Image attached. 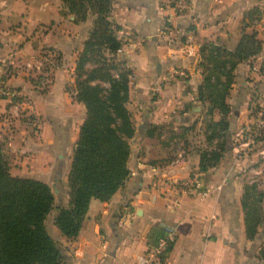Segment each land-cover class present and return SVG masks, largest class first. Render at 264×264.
Instances as JSON below:
<instances>
[{"label": "crops", "instance_id": "crops-1", "mask_svg": "<svg viewBox=\"0 0 264 264\" xmlns=\"http://www.w3.org/2000/svg\"><path fill=\"white\" fill-rule=\"evenodd\" d=\"M256 6L263 9L264 0H188L168 40L160 32L163 0H113L122 41L114 56L133 72L130 173L109 201H90L78 236L70 239L54 218L70 200L68 174L87 113L75 97V70L93 17L74 22L62 0H0V62L49 59L39 71L8 80L32 108H17L0 95V133H10L5 140L0 135V148L13 175L53 188L55 208L46 224L63 264H264L258 256L264 221L249 240L243 207L245 187L255 184L264 208V135L247 146L245 131L253 108L264 103V14L246 27L257 32L263 49L235 69L224 155L206 171L200 170L201 152L222 143L223 138H209V124L221 114L208 113L209 104L197 100L202 45L211 41L235 50L245 14ZM187 177L197 178L210 195L179 198L173 182ZM167 227L175 229L176 239L166 260L148 262L158 231Z\"/></svg>", "mask_w": 264, "mask_h": 264}, {"label": "trees", "instance_id": "trees-1", "mask_svg": "<svg viewBox=\"0 0 264 264\" xmlns=\"http://www.w3.org/2000/svg\"><path fill=\"white\" fill-rule=\"evenodd\" d=\"M65 14L80 24L93 17L76 65L75 97L84 103L86 117L72 155L68 174L70 200L59 209L54 223L63 235L76 238L95 198L109 201L128 176L130 139L135 135L129 109L132 69L114 55L122 49L121 26L112 18L113 0H62ZM264 14L258 6L244 17L242 35L235 50L206 42L198 66L203 75L197 100L208 103V113L221 118L209 124V138H223L216 150L201 152L200 170L215 166L224 155L232 110L228 103L236 67L258 55L262 41L246 27ZM260 105L253 108V114ZM255 184L245 187L246 237L252 240L264 221L263 194ZM55 208L53 188L46 182L13 175L7 153L0 148V264H63L58 242L49 234L47 220ZM161 231H158L157 236ZM169 246L168 252L172 248ZM264 263V242L259 250Z\"/></svg>", "mask_w": 264, "mask_h": 264}, {"label": "built area", "instance_id": "built-area-1", "mask_svg": "<svg viewBox=\"0 0 264 264\" xmlns=\"http://www.w3.org/2000/svg\"><path fill=\"white\" fill-rule=\"evenodd\" d=\"M163 5L166 9L161 25L160 32L168 39L172 40V29L173 22L176 17L184 14L188 9V0H163ZM257 21V19L255 20ZM121 49H119L120 51ZM55 58V56H53ZM45 56H42L40 60L32 63L31 60L25 62L15 63L10 59H3L0 62V95L7 98L12 102L17 108L24 106L25 109L32 108V102L30 100L24 99L23 96L13 88L8 80L15 78L18 75L29 72L33 68L36 71L42 69L44 63L48 62ZM43 84H47L48 80L43 79ZM160 86H154L153 92H159ZM245 131L249 133V138L247 140V146L256 144L264 135V103L260 105L258 110L253 114L252 123L245 128ZM244 131V132H245ZM2 138L8 139L10 133L7 135H2ZM173 186L176 188V192L179 198L183 196H197L199 198H206L210 195V191L201 186L200 181L195 177H187L179 179L173 182ZM176 201H179L176 199ZM176 239V231L174 228L167 227L164 233L159 237L157 244L149 251L147 256V261L159 260L164 261L167 258L169 246Z\"/></svg>", "mask_w": 264, "mask_h": 264}]
</instances>
